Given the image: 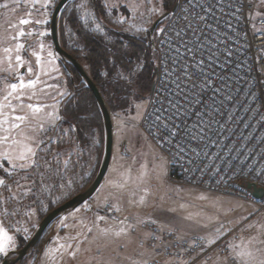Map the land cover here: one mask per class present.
Returning <instances> with one entry per match:
<instances>
[{
	"label": "rangeland",
	"instance_id": "obj_1",
	"mask_svg": "<svg viewBox=\"0 0 264 264\" xmlns=\"http://www.w3.org/2000/svg\"><path fill=\"white\" fill-rule=\"evenodd\" d=\"M58 1L52 0L53 6L46 8L43 6L44 0H38V2L36 0H32V2L0 0V105H4L3 116H0V119L7 117L8 120L4 128L13 122L15 116L28 115L29 119L21 125V129L13 130V137L24 139L23 136L17 135L19 131H24L30 135H35L37 139L44 138L47 143L45 134L37 129L38 123H44L45 127H48V113L62 117L63 122L61 120L56 121V130H50L47 133V136L52 137V148H59L61 156L59 161H56L52 159L49 152L46 158L51 161L52 168L56 169L55 164L67 160L72 155L71 159L75 160L80 169L76 179L77 183L62 182L63 187L60 186L58 196L54 192L55 187L52 178L47 181L51 191V200H62L81 187L89 178L86 173H93L98 164L100 167L104 152V131L101 151L98 135L94 137L89 146L85 145L81 148L75 139L72 143L59 142L58 140L60 129L69 127V123L66 122L67 119L62 116L63 103L68 97L73 96L74 91L78 90L80 85L84 83L82 79L79 82L76 81V75L71 69L73 67L71 65L68 68L64 66L54 51L50 21ZM254 1L256 14L264 15V3H261V0ZM109 3L117 5L110 10L111 12L115 13L114 9L119 10V13L114 16V20L123 16L125 20L130 19V22L135 26L140 22V27L145 26L151 29L158 19V17H153L152 24H145L148 17V5L146 2L142 3L141 0H109ZM133 7L136 8L135 13L132 11ZM121 10L122 12L127 10L128 17L126 14H122ZM22 19H28L30 23L22 24L20 23ZM45 19L48 20L47 24L36 23L37 20ZM160 25L162 27L164 23ZM21 30L24 31V36L18 35ZM41 32L47 34L41 36ZM12 37L16 38L12 39ZM17 44H23L24 47L17 51ZM6 48H11L12 51L5 52ZM17 55L21 57L20 61L16 60ZM9 57H11V61H9ZM29 68L32 69L31 72L28 71ZM21 78L25 85L30 80L38 79L39 82L34 87L18 88L5 100L4 96L11 91L9 85L18 84ZM131 91H134V87ZM64 92L71 95L62 96L61 93ZM108 96L116 112L113 119V153L103 184L91 199L70 210L64 216L67 217V220L63 221L64 224L68 225L67 228L62 226V218L56 225L51 224L39 240L38 245L17 264H143V261H148L150 264L157 252H155L156 248L150 246L144 239L146 233L140 223V221L149 219L156 220L164 228H172L184 236L201 235L212 241L222 234L230 233V242L237 246L241 245L242 241L247 244L251 240L249 247L256 258L255 264L264 259V227H262L264 226V211L253 215L256 209L254 204L240 196L202 190L171 181L166 154L139 126L147 107L148 97L145 100H140L136 98L134 93L130 98L123 95L121 99L112 89L107 91ZM9 104L12 105L11 108L8 107ZM29 104L42 106L41 112L34 116L32 110L27 107ZM137 105L139 108L136 107ZM32 129L37 130L33 132ZM4 134L3 131H0V135ZM44 146L41 145L42 148ZM4 147L6 146L0 145V151ZM82 152H86V155L81 162ZM40 155L44 156L45 153L42 152ZM161 164H163L162 171ZM4 166L10 169L9 164ZM98 170L99 168H97L96 174ZM20 174L23 175L22 172ZM81 176H85V179L81 180ZM0 177L7 179L9 184H13V180L18 178L16 175L9 176L2 169H0ZM126 178H129L127 184L124 188H120L119 184L124 183ZM109 181L114 183H109ZM21 183L25 184L24 181ZM144 189H148V194L145 202L140 204V197L145 195ZM2 190L4 189L0 188V198H3ZM11 192L17 193L19 197L15 200L10 199L16 210L20 211L21 206L25 207L32 204V201L26 200L25 197L33 195V190L28 195H22V189L16 188L13 184ZM7 193L11 195L9 191ZM201 196L206 197V199H201ZM105 198L117 202L118 204L114 202L113 204L119 207L120 211L117 212L113 209L108 216H105V221H98L96 217L102 216L101 211L106 207L105 204L102 207L99 205L105 201ZM92 205L100 207V212L96 209L97 211L92 214ZM182 205L183 207H181ZM171 209H175V211H170ZM30 210H35V214L32 215L31 219L27 217V222L23 226L22 223H15L17 224L15 225L16 228L20 229L22 226L29 229V238L42 220L41 211L33 206L27 209V211ZM87 215L92 218L90 219ZM83 218H89L88 223L85 222L86 219L82 220ZM125 218L127 219L125 220ZM120 220L125 221L123 225L119 223ZM81 221L85 223L81 224ZM115 222H117L118 227L128 228V233L122 234V237L115 236V225L113 224ZM33 224L37 226L33 227ZM94 224L98 225L99 228H111L112 232L107 237L94 240L93 237L98 235L97 230L94 228L92 233L87 232V227H93ZM249 224L253 226L249 228ZM132 225H136V228L132 229ZM205 225L207 226L205 227ZM5 227L8 228L7 225ZM8 231L16 237L18 246L15 250H17L20 248L17 234L10 228ZM77 232H80L81 235L76 236ZM130 233L139 238L140 244L142 241L146 244L142 247L135 245L130 240ZM70 235L76 239L68 240ZM85 235H87L88 240H84ZM49 238L51 239L47 244ZM66 243H72L73 250L79 244L80 250L76 257L73 259L69 256L70 250H61L63 259L53 260L52 256L58 254L54 251L49 252L48 249L55 250L60 244ZM43 247L45 248L43 249ZM118 254H123V256L120 257ZM230 257H234L231 251ZM234 260L238 264H243L240 259ZM212 264L231 263L229 257L216 253L213 255Z\"/></svg>",
	"mask_w": 264,
	"mask_h": 264
},
{
	"label": "snow or ice",
	"instance_id": "obj_2",
	"mask_svg": "<svg viewBox=\"0 0 264 264\" xmlns=\"http://www.w3.org/2000/svg\"><path fill=\"white\" fill-rule=\"evenodd\" d=\"M17 2H21V0H17ZM24 2H32V0H24ZM141 2H146L148 5V17L145 24H152L153 17L159 18L157 26L152 29L150 59L145 60L142 55H138L135 64L127 65L123 63V57L129 56V53L125 51L121 55L119 49L109 52V55L105 59L113 66L114 79L123 80L128 85L135 83L138 75L144 71L147 63L153 65L151 74L155 76L153 87L155 93L154 103L159 104V107L154 108L153 115L156 121V135L161 141L172 142L176 138L184 137L191 140L204 139L205 129L211 130L215 114L220 113V109L215 107L217 97L223 95L225 99L232 100L229 81L239 79L236 76L237 69L247 67L248 73L255 72L259 74V77L253 74L251 78L245 75L244 79L247 82L246 86L248 89L246 95H250L253 101H257L258 98L264 100V64L256 63L254 69L253 66L247 65L246 61L248 57L242 56V53L249 47L247 44V33L239 29L243 18L245 0H141ZM101 3L103 8L108 11L117 6L110 4L109 0H101ZM261 3H264V0H261ZM4 6L7 7V5ZM43 6L46 8L52 7V0H44ZM63 6L65 8L68 7L66 4ZM75 7L78 10V19L83 21L84 28L90 32L104 34L105 39H109L106 26L103 25L98 14L89 8L88 0H81V3ZM132 11L135 13L136 8L133 7ZM164 21L168 23L160 27L159 25L163 24ZM115 22L118 24L124 23L125 18L123 16L117 17ZM20 23L28 24L30 21L22 19ZM36 23L47 24L48 20H37ZM131 27L135 29L134 35L149 33L148 27L141 26L137 28L135 25ZM253 28H255V25H253ZM125 31H131V29H125ZM255 31L264 34V29H255ZM46 34L44 32L40 33L41 36ZM157 34L160 37L158 45L156 43ZM18 35L24 36L25 33L21 30ZM15 38L12 37V39ZM141 39H144V35H141ZM241 39L245 41L244 44L240 43ZM23 47V44H17V51ZM11 51V48L5 49V52ZM106 51H108L107 45ZM262 51L264 49L258 51L256 56L257 61L264 60V55L260 54ZM233 57H236L237 61L242 60L243 62L234 63ZM16 60L20 61L21 57L17 55ZM9 61H11V57H9ZM28 71L31 72L32 69L29 68ZM38 82V79L30 80L25 85L21 78L18 84L12 83L9 85L11 91L4 96V99L7 100L18 88L34 87ZM225 89H227V93H225ZM61 95L70 96L71 94L64 92ZM149 99L151 100L152 97L150 96ZM208 101L212 103L209 104ZM220 103L222 104L223 100ZM3 107L4 105H0V116H3ZM8 107L11 108L12 105L9 104ZM27 107L32 110L34 116L42 110V106L40 105L29 104ZM136 107L139 108V105ZM260 107H264V105L257 103V108ZM47 115L49 117L48 127H45L44 123H38L37 125V129L45 134L47 143L44 138L37 139L35 135H30L24 131L17 133V135L23 136L24 139L13 137V130L21 129V125L28 121V115L15 116L13 122L7 128H4V125L8 123L7 117L0 119V131L5 133L4 135H0V145L6 146L0 151V169L4 173L9 174V176L16 175L18 177L13 180V184L16 188L22 189V195L32 193V186H36L37 177L40 178V183L43 184L44 172H32L31 170L33 168L38 170L41 166L48 170L52 169L53 165L51 161L46 158L49 152L53 160L59 161L61 156L59 148H52V137L47 136V133L50 130L55 131L57 127L56 121L61 120L63 122V118L54 113H48ZM220 115H224V113H220ZM192 116H196L197 120L190 126L189 119ZM205 116H209L207 123H204L203 120ZM261 120H264V115L261 116ZM215 122L218 123V121ZM68 123L69 127L67 129H60L59 142H73L72 134L76 132V126L71 121H68ZM149 127L151 128L153 125H149ZM37 129H32V131L35 132ZM41 145L45 146L42 148ZM176 147L179 149L176 155L179 156L184 149L179 144ZM42 152L45 153L44 156L40 155ZM64 163L66 165L68 161L65 160ZM187 163L191 165L193 161L189 159ZM5 164H9L10 169L5 167ZM160 168L162 171L163 164L160 165ZM21 172L23 175L20 174ZM86 175L90 177L92 173H86ZM129 178H126L124 183L119 184V187L124 188ZM80 179L84 180L85 176H81ZM21 181H24L25 184H22ZM68 183L71 184L72 182L68 181ZM109 183L114 182L109 181ZM13 184H9L7 179L0 177V188H4L11 193L6 199H19L17 193L11 192ZM144 192L145 195L140 197V204L145 202L148 189H144ZM200 198L206 199L203 196ZM130 202L136 203L135 201ZM5 203L6 200L0 198V264H6L3 258L8 257L9 253L14 251L18 246L16 237L9 233L2 219L5 214L15 215L16 212L14 210L10 212L9 208L4 206ZM104 204L109 211L113 209L117 212L120 211V208L116 205L109 204L107 198H105ZM170 211H175V209H171ZM34 214L35 210L25 213L29 219ZM96 219L98 221H105L106 217L98 215ZM65 220H67V217H63L61 223L63 227L67 228L68 225L63 223ZM124 222V220L119 221L121 225ZM80 223L83 224V221ZM140 223L158 224V221L149 219L140 221ZM36 226L33 224V227ZM252 226L251 224L248 225L249 228ZM94 228L98 233V235L93 237L94 240L107 237L112 232L111 228H99L96 224L93 227H87V232L92 233ZM131 228L135 229L136 225H132ZM16 231L19 232L20 229L17 228ZM128 231V228L121 227L114 234L119 237L122 234H127ZM161 231H163V226H161ZM169 231L174 230L169 229ZM217 231L219 232V229ZM228 231H231V229H228ZM23 232L25 233L23 239L26 241L30 235L29 229L24 228ZM80 235V232L76 233V236ZM148 238L157 241L161 239L155 233L145 234L144 239L147 240ZM75 239L76 237L71 235L68 237L70 241ZM84 240H88L87 235L84 236ZM215 242V239H213L212 243L214 244ZM193 244H195V241H193ZM250 244L251 240L247 244L242 241L239 246L230 242L226 245V248L234 254V259H240L243 264H255L256 258L249 247ZM141 246H143V241ZM61 250H70L68 254L74 259L80 249L79 244H77L73 250L72 243L60 244L55 250L48 249L49 252L54 251L58 254L52 256L53 260L63 259ZM203 250L202 248L201 251ZM257 251L260 250L257 249ZM143 264H148V261H143ZM258 264H264V259H261Z\"/></svg>",
	"mask_w": 264,
	"mask_h": 264
},
{
	"label": "built area",
	"instance_id": "obj_3",
	"mask_svg": "<svg viewBox=\"0 0 264 264\" xmlns=\"http://www.w3.org/2000/svg\"><path fill=\"white\" fill-rule=\"evenodd\" d=\"M167 23L165 21L164 25ZM239 29L247 33L249 45L242 56H247V65L255 69L256 63L264 64V60H256L258 51L264 49V34L255 31V29H264V15L256 14L254 0H245ZM159 39L158 34L157 45ZM240 43L244 44L245 41L241 39ZM260 54L264 55V51ZM233 60L234 63L243 62L237 61L236 57H233ZM253 74L259 77L258 73H248L247 67L236 70L239 79L229 81L232 100L225 99L223 95L217 97L215 107L224 115L215 114L211 130L205 129L202 140L184 137L166 142L159 139L156 135V121L153 115L154 108L159 107V104L154 103L153 89L149 95L152 99L148 97L147 107L139 126L166 154L171 181L202 190L240 196L254 204L256 209L253 215H256L264 211V194L262 197L254 196L247 184L250 182L264 188V120H261L264 107L257 108V103L264 105V100L258 98L257 101H253L250 95H246L248 89L244 77L247 75L251 78ZM221 100H223L222 104ZM208 103L212 102L208 101ZM196 120V116L190 117L189 125L191 126ZM203 120L207 123L209 116H205ZM149 125L153 127L150 128ZM177 144L184 149L179 156L176 155L179 151ZM189 159L193 161L191 165L187 163ZM109 214L107 206L104 207L101 215ZM141 227L146 234L155 233L161 237L158 241L152 238L146 240L150 246L156 248L157 252L150 264H212L213 255L216 253L229 257L231 264H238L230 257L231 250L226 248L230 243V233L222 234L213 244L201 235L184 236L174 229L169 231L172 228L164 227L161 231L159 223L142 224Z\"/></svg>",
	"mask_w": 264,
	"mask_h": 264
},
{
	"label": "trees",
	"instance_id": "obj_4",
	"mask_svg": "<svg viewBox=\"0 0 264 264\" xmlns=\"http://www.w3.org/2000/svg\"><path fill=\"white\" fill-rule=\"evenodd\" d=\"M79 3H81V0H71L67 3L68 7H64L62 11L59 25L60 41L67 51L75 55L83 63L91 77L95 80L111 109L114 119L116 110L113 108L109 96L107 97V91L112 89L113 92L121 99L123 95H127L126 97L130 98V96L134 94V91H131L134 87V90H136V98L145 100L149 97L152 91L155 76L151 74L153 65L151 63H147L144 71L138 75L135 83L128 85L123 80L114 79L113 66L108 63L105 57L109 55V52L119 49L121 55L125 51L129 53V56L123 57V63L127 65L135 64L138 55H142L145 60H149L151 57V29L149 28L148 34L134 35L135 29H132L131 27L134 24L130 22V19L127 18L124 23L118 24L115 22L114 16L119 13V10L114 9L115 13H113L103 8L101 0H88L89 8L98 14L103 25L106 26V32L109 36V39L106 40L104 34L90 32L88 29L84 28L83 21L78 19V10L75 7ZM121 13L126 14L128 17L127 10L126 12H122L121 10ZM136 27H140V22ZM125 29H131V31H125ZM141 35H144V39H141ZM106 45L108 46V51H106ZM71 69L76 75V81L79 82L81 80V76L74 68ZM74 92L75 94L73 96L71 95L64 101L62 107V116L67 119L66 122L68 123V121H71V123L76 126V132L72 134L73 141L75 139L81 148L85 145L89 146V144L93 142L94 137L98 135L101 151L103 147L104 125L102 113L96 98L92 90L85 83H82L80 88L78 90L76 89ZM82 153L81 162L84 160L86 155V152ZM71 158L72 155L67 159L68 163L66 165L64 161L55 164L56 169L52 168L48 170L41 166L38 170L35 168L31 170L32 172H44L43 184L40 183V178L37 177V184L36 186H33L32 189L33 195L25 197L26 200L32 201V204L29 206L26 205L25 207L21 206L20 211L16 210L15 205L12 204L10 199H6L8 190L3 188L4 190L1 191L3 199L6 200L4 206H7L10 212L13 210L16 212L15 215L5 214L2 217L3 222L8 228L16 232L20 247L27 242V240L25 241L23 239L25 233L23 232L24 228L22 227L27 222L28 216L25 215L27 209H30L32 206L37 208L41 211L40 215H42L43 218L57 205L85 189L93 180L97 168H99V164L92 175L75 192H72L62 200H51V191L47 185V181L51 178L54 181V192L57 193V196L62 182L70 180L73 184L77 183L76 179L78 178L77 175L80 169L75 160ZM58 168L59 170L57 171ZM45 185L47 186L45 187ZM9 196L10 195H8V197ZM15 223H22L19 232L16 231L17 228L15 225L17 224Z\"/></svg>",
	"mask_w": 264,
	"mask_h": 264
},
{
	"label": "water",
	"instance_id": "obj_5",
	"mask_svg": "<svg viewBox=\"0 0 264 264\" xmlns=\"http://www.w3.org/2000/svg\"><path fill=\"white\" fill-rule=\"evenodd\" d=\"M70 1L71 0H59L53 10L50 21L53 47L59 59L64 63V66L68 68L69 65H71L79 73L83 82L92 90L96 98V101L102 113L104 125L103 157L99 170L94 179L91 181V183L82 191L78 192L71 198L65 200L64 202L50 210L39 222L38 226L36 227L31 237L28 239V241L22 247L18 248L15 251H12L8 257H5L3 259L6 264H17L21 262V260L35 248V246L51 224L56 225V223L61 218H63L70 210L77 208L78 206L91 199L103 184L104 178L111 163L114 146V120L111 109L108 103L106 102L103 94L101 93L99 86L91 77L83 63L75 55L67 51L60 41L59 25L60 17L64 9L63 5H67V3H69ZM158 19L154 22L151 28V33L152 29L157 26ZM247 187L252 191L253 195L256 197H262L264 194L263 187H259L250 182L247 184ZM50 239L51 238L48 239L47 244L49 243ZM44 248L45 247H43V249Z\"/></svg>",
	"mask_w": 264,
	"mask_h": 264
},
{
	"label": "crops",
	"instance_id": "obj_6",
	"mask_svg": "<svg viewBox=\"0 0 264 264\" xmlns=\"http://www.w3.org/2000/svg\"><path fill=\"white\" fill-rule=\"evenodd\" d=\"M107 200H108V199H107ZM108 202H110L112 205H114V204H113L114 201H112V200H108ZM114 203L118 204L117 202H114ZM103 204H104V202H103L102 204H100L99 206L102 207ZM99 208H100V207H99ZM99 208H98V207H95V206L92 205V206H91L92 214H93V212H95V211H97V210H98V211L101 210V209H99ZM96 209H97V210H96ZM99 212H100V211H99ZM99 214H100V213H99ZM87 216H88V215H87ZM87 216H86V217H87ZM88 217H89V216H88ZM89 218H90V217H89ZM89 218H83L82 220H85V219H86L85 222L88 223L87 220H89ZM91 218H92V217H91ZM91 218H90V219H91ZM83 222H84V221H83ZM85 222H84V223H85ZM113 224L115 225V228H114V233H115L116 231L119 230V228H121V226L118 227V226H117V222H115V223H113ZM119 237H122V235L119 236ZM128 237H129V236H128ZM130 240L133 241L135 245L141 246L139 238H137V236H135V235H133V234H131V233H130ZM144 244H146V242H143V246H144ZM141 247H142V246H141ZM155 252H156V250H155ZM118 256L121 257V256H123V254H118Z\"/></svg>",
	"mask_w": 264,
	"mask_h": 264
}]
</instances>
